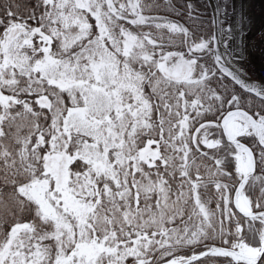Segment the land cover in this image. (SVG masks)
<instances>
[{
    "label": "snow or ice",
    "instance_id": "6c2138e0",
    "mask_svg": "<svg viewBox=\"0 0 264 264\" xmlns=\"http://www.w3.org/2000/svg\"><path fill=\"white\" fill-rule=\"evenodd\" d=\"M249 19L236 0H0V264H264Z\"/></svg>",
    "mask_w": 264,
    "mask_h": 264
},
{
    "label": "built area",
    "instance_id": "2783aa9c",
    "mask_svg": "<svg viewBox=\"0 0 264 264\" xmlns=\"http://www.w3.org/2000/svg\"><path fill=\"white\" fill-rule=\"evenodd\" d=\"M250 6L248 15L255 21L254 26L247 28L244 40L249 48V61L251 62V56H254L258 62L255 73L264 75V18L261 19L260 0L252 2Z\"/></svg>",
    "mask_w": 264,
    "mask_h": 264
},
{
    "label": "rangeland",
    "instance_id": "374dc122",
    "mask_svg": "<svg viewBox=\"0 0 264 264\" xmlns=\"http://www.w3.org/2000/svg\"><path fill=\"white\" fill-rule=\"evenodd\" d=\"M237 1V0H236ZM255 1H259V0H251V2H250V0H241V4H243V6H244V10H245V15L246 16H248V17H250L249 15H248V9L249 8H251V4H252V2H255ZM237 3V2H236ZM260 4L262 5L263 4V0H260ZM236 43H237V41H236ZM238 51V50H237ZM257 61H256V58L254 57V56H251V62H250V69L253 71V72H255V69H256V66H257Z\"/></svg>",
    "mask_w": 264,
    "mask_h": 264
},
{
    "label": "bare ground",
    "instance_id": "6f19581e",
    "mask_svg": "<svg viewBox=\"0 0 264 264\" xmlns=\"http://www.w3.org/2000/svg\"><path fill=\"white\" fill-rule=\"evenodd\" d=\"M237 2V4H241V0H237L236 1ZM261 8H262V11H261V19H263L264 18V0H263V4L261 5ZM246 14V13H245ZM250 19H249V23H248V25L246 26V30H247V28H250L251 26H254V19H252L251 17H249ZM244 39V38H243ZM240 43V40H237V44H239ZM238 50V49H237Z\"/></svg>",
    "mask_w": 264,
    "mask_h": 264
}]
</instances>
